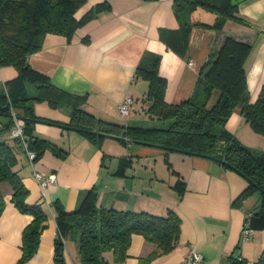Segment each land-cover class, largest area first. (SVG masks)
<instances>
[{
    "label": "crops",
    "instance_id": "crops-1",
    "mask_svg": "<svg viewBox=\"0 0 264 264\" xmlns=\"http://www.w3.org/2000/svg\"><path fill=\"white\" fill-rule=\"evenodd\" d=\"M88 14L70 39L47 33L27 62L55 87L84 98L82 108L106 121L144 127L151 121L144 112L147 81L135 74L144 52L160 56L158 69L166 81L164 98L168 103H179L191 95L200 69L226 36L251 45L243 63L250 102L264 84V0L237 3V18L227 19L221 30L191 25L185 47L173 0H86L75 16ZM215 17L214 12L196 6L187 12L185 20L212 24ZM16 76L14 67L0 66V88ZM126 97L133 102L128 116H122L117 106ZM32 111L34 116L67 123L71 107L51 106L44 100L36 101ZM30 124L32 133L66 149L67 154L60 158L46 149L31 165L9 131L0 133L13 146L14 168L29 191L26 201L40 202L48 215L38 247L24 264H55V204L72 211L90 198L102 208L156 215L173 210L180 217L177 245L148 264H184L190 244L202 254V264H234L238 255L256 262L264 251V228H254L247 238L242 237L246 220L258 210L260 192L254 190L235 201L247 181L220 162L108 136L91 139L44 121ZM225 128L244 145L264 151V135L244 120L240 105L234 108ZM34 171L55 180L41 188ZM0 190L6 201L0 214V264H14L20 255L22 230L31 216L10 202L7 183H1ZM152 249L142 235L134 234L123 261H114L111 251L103 256L107 264H139ZM64 259L66 264H79L77 244L68 235Z\"/></svg>",
    "mask_w": 264,
    "mask_h": 264
},
{
    "label": "trees",
    "instance_id": "trees-1",
    "mask_svg": "<svg viewBox=\"0 0 264 264\" xmlns=\"http://www.w3.org/2000/svg\"><path fill=\"white\" fill-rule=\"evenodd\" d=\"M85 1L0 0V66H12L17 71L16 78L6 81L0 88V133L10 131L13 110L16 116L31 118V122L65 126L91 139L100 140L108 136L210 158L238 172L247 181L246 189L235 201L242 200L254 190L261 193L258 210L246 221L253 230L264 228V151L244 145L225 128L234 108L240 105L244 120L255 132L264 135V84L255 101L250 102L247 96L243 63L251 45L226 36L200 69L191 95L179 103H168L164 98L166 81L159 74L160 56L144 52L135 67L136 76H141L148 84L144 96L148 104L144 112L150 120L161 123L144 127L106 121L82 108L84 98L55 87L47 76L32 69L27 62L28 56L40 49L47 33L63 35L67 39L73 36L92 13L79 18L75 16ZM196 6L214 12V22L206 24L185 20L187 12ZM235 7L231 0H173V10L185 37L184 47L191 25L221 30L227 19L237 18ZM44 100L51 106L71 107L69 121L61 123L34 116L33 104ZM31 122L24 121L23 132L28 148L35 152V160L46 149L57 157H65L66 149L32 133ZM12 139L23 148L18 138ZM15 165L13 146L0 137V184L9 185L10 202L31 216L22 230L20 255L14 263L24 264L38 247L48 215L40 202L26 201L29 191ZM5 204L0 190V214ZM55 209L58 228L54 245L55 264H66L64 239L67 235L77 244L79 264H107L103 256L106 251L112 252L114 261H123L128 256L134 234L142 235L153 245L151 252L139 259V264H148L170 252L180 237V217L173 210H168L165 215H156L146 211L102 208L96 206L94 198L84 200L72 211H65L58 204H55ZM254 264H264V251Z\"/></svg>",
    "mask_w": 264,
    "mask_h": 264
},
{
    "label": "built area",
    "instance_id": "built-area-1",
    "mask_svg": "<svg viewBox=\"0 0 264 264\" xmlns=\"http://www.w3.org/2000/svg\"><path fill=\"white\" fill-rule=\"evenodd\" d=\"M190 63L191 62H189V64ZM132 102L133 99L131 97H126L122 102L118 104L117 108L122 116H128ZM11 115L13 119V125L9 131V135L11 136V138H18L22 142L29 162L31 165H33L35 162V152L28 148L27 141H25L26 138L23 132L24 120L16 116L13 110H11ZM34 176L41 188H43L48 183L54 182L55 180L54 176H44L43 174L35 171ZM251 231L252 229L247 226L246 222L245 227H243L242 229V237L247 238L250 235ZM202 259V254L195 248L193 244H190L187 253L183 257V263L202 264ZM234 264H254V262L245 260L241 255H238L234 260Z\"/></svg>",
    "mask_w": 264,
    "mask_h": 264
},
{
    "label": "water",
    "instance_id": "water-1",
    "mask_svg": "<svg viewBox=\"0 0 264 264\" xmlns=\"http://www.w3.org/2000/svg\"><path fill=\"white\" fill-rule=\"evenodd\" d=\"M242 0H231L232 5H236L237 3H239ZM21 119H23L25 122H31L32 119L25 117V116H20Z\"/></svg>",
    "mask_w": 264,
    "mask_h": 264
},
{
    "label": "rangeland",
    "instance_id": "rangeland-1",
    "mask_svg": "<svg viewBox=\"0 0 264 264\" xmlns=\"http://www.w3.org/2000/svg\"><path fill=\"white\" fill-rule=\"evenodd\" d=\"M203 21H207V20H205V19H202ZM158 121L157 120H151L149 123H145L146 125H148V126H156V125H158V123H157ZM161 123V121L159 122V124ZM259 195L261 196V194L259 193ZM260 196H259V198H260Z\"/></svg>",
    "mask_w": 264,
    "mask_h": 264
}]
</instances>
